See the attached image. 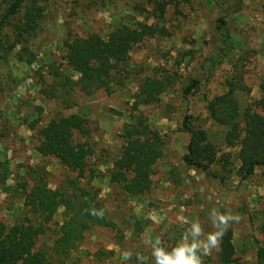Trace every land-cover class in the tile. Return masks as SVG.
Instances as JSON below:
<instances>
[{"label": "rangeland", "instance_id": "rangeland-1", "mask_svg": "<svg viewBox=\"0 0 264 264\" xmlns=\"http://www.w3.org/2000/svg\"><path fill=\"white\" fill-rule=\"evenodd\" d=\"M158 2L166 7L160 21L155 12ZM42 5L46 17L42 31L33 41L37 60L31 67L32 77L14 86L8 76L22 78L18 65L10 63L0 72V136H7L13 147L12 160L6 155L0 158V223L11 228L31 216L25 196L34 186L46 184L55 190L66 179L76 176L56 159L40 156L38 133L55 117L78 114L88 119L90 134L86 140L95 151L88 162L87 179L100 190V200L117 229H93L64 264H157L155 248L170 252L182 243L206 240L207 233L215 230V215L229 210L242 216L239 223H232L228 229L233 232L237 256L242 264H258V250L264 248V169H258L246 181L240 180L239 148L225 146L227 128L209 119L207 105L225 93L227 82L236 77H242L250 90L237 93L242 109L261 98L264 0H243L242 11L232 15L233 50L222 64L213 67L211 75L207 72L211 67L208 59L219 58L216 23L224 14L207 0H48ZM140 24L156 25L162 31L132 51L130 78L125 87L111 95L99 91L87 96L77 90L70 97L76 103L74 107L66 106L62 98L52 99L44 93L51 90L57 73L50 75L54 64L74 80L79 78L64 60L65 39L91 34L106 38L120 25ZM158 69L178 72L180 76L175 88L162 96L160 105L140 107L151 127L163 136L165 157L157 165L152 191L131 197L110 184L108 169L124 143L121 135L125 126L132 123L130 115L138 84ZM193 81L199 82L198 89L185 96V89ZM186 114L191 115L195 129L207 132L210 142L231 155L230 165L223 173L227 177L226 187L183 162L191 139L183 127ZM31 126L33 134L25 139L24 130ZM80 140L85 141L82 137ZM62 212L63 209L38 246H53L62 225ZM133 216L142 223L135 224ZM194 223L203 229L196 238L191 234ZM142 225V233L133 231L135 226L138 229ZM199 254L203 264H216L217 250L210 255Z\"/></svg>", "mask_w": 264, "mask_h": 264}, {"label": "trees", "instance_id": "trees-1", "mask_svg": "<svg viewBox=\"0 0 264 264\" xmlns=\"http://www.w3.org/2000/svg\"><path fill=\"white\" fill-rule=\"evenodd\" d=\"M44 1L48 0H0V72L10 63L18 65V71L23 73L22 78L12 74L8 76L14 86L32 77L31 67L37 60L33 41L42 31L46 17L42 5ZM207 1L224 14L216 23L220 37L219 58L208 59L211 67L207 72L211 75L213 67L222 64L233 50L231 17L242 11L243 0ZM165 9L158 2L155 12H158L159 21L164 18ZM161 31L156 25H120L106 38L91 34L65 39L64 60L70 71L78 74L79 78L74 80L54 64L50 75L57 73L51 90L44 93L52 99L62 98L68 107L76 106L70 97L77 90L87 96L99 91L108 95L115 93L125 87L130 78L129 66L134 48L148 38L161 34ZM179 80L178 72L158 69L138 84L133 113L130 115L132 123L125 126L121 135L124 143L115 153L112 167L108 169L110 184L119 187L125 195L140 197L149 194L153 189L157 165L165 157L166 142L160 132L151 127L148 116L140 111V107L160 105L162 96L174 89ZM198 87L199 82L193 81L185 89V96ZM226 88L225 93L208 103V117L227 128L225 146L239 148L240 167L237 173L241 181H246L258 169H264V83L260 85L261 98L245 109L241 108L237 98L239 91H250L244 86L243 78H233L227 82ZM183 127L191 135L183 162L190 169L226 187L227 177L223 173L230 165L231 155L210 142L207 132L195 129L191 115H185ZM30 129L33 131L34 127ZM89 134L88 119L78 114L55 117L40 129V156L56 159L66 171L76 176L66 179L55 190L46 184L34 186L25 196V205L29 207L31 216L11 228L0 223V264H64L93 229H117L100 200V190L87 179L88 162L95 153L86 140ZM61 209L63 221L53 246L50 249L38 246ZM91 211H103L104 216L98 218ZM133 222L142 223L137 216H133ZM144 227L142 225L137 229L135 226L133 231L142 233ZM261 232L264 234V218ZM216 260V264H242L233 243L232 230H228L223 237ZM258 264H264L263 247L258 250Z\"/></svg>", "mask_w": 264, "mask_h": 264}, {"label": "clouds", "instance_id": "clouds-1", "mask_svg": "<svg viewBox=\"0 0 264 264\" xmlns=\"http://www.w3.org/2000/svg\"><path fill=\"white\" fill-rule=\"evenodd\" d=\"M93 216L102 218L103 211H91ZM242 216L239 213H233L231 210L224 214L217 213L213 219L214 231L207 233L206 240L194 239L191 244L182 243L172 248L170 252H166L163 248H155L153 255L157 264H203L202 256L210 255L213 250H219L223 237L227 233L232 223H239ZM203 229L199 223L192 225L191 234L193 238L201 236ZM186 241V237H185ZM159 243V240L156 241Z\"/></svg>", "mask_w": 264, "mask_h": 264}, {"label": "crops", "instance_id": "crops-1", "mask_svg": "<svg viewBox=\"0 0 264 264\" xmlns=\"http://www.w3.org/2000/svg\"><path fill=\"white\" fill-rule=\"evenodd\" d=\"M24 132H25V139L30 137V135L33 134V131L30 128H27V129L25 128ZM12 148L13 147L9 145V142H7V136H0V158H2V156L6 155L7 157H9V159H11V157H12L11 153L13 151ZM14 161H16V160L14 159ZM21 161H22V159H21Z\"/></svg>", "mask_w": 264, "mask_h": 264}]
</instances>
